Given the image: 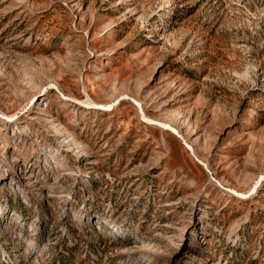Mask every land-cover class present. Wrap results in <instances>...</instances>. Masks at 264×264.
I'll return each instance as SVG.
<instances>
[{
	"label": "rangeland",
	"instance_id": "1",
	"mask_svg": "<svg viewBox=\"0 0 264 264\" xmlns=\"http://www.w3.org/2000/svg\"><path fill=\"white\" fill-rule=\"evenodd\" d=\"M125 95L248 193L264 0H0V264H264V178Z\"/></svg>",
	"mask_w": 264,
	"mask_h": 264
},
{
	"label": "water",
	"instance_id": "2",
	"mask_svg": "<svg viewBox=\"0 0 264 264\" xmlns=\"http://www.w3.org/2000/svg\"><path fill=\"white\" fill-rule=\"evenodd\" d=\"M121 99H127V100H129L130 102H132V103L136 106V108H137V110H138V113H139V117H140V119H141L143 122H145L146 124L154 125V126H157V127L161 128V129H164V130L170 132L173 136H175V137L180 141V143L183 145V147L188 151V153L192 156V158H193V159H194V160H195V161H196V162H197V163H198L203 169L206 170V172L208 173V175L210 176V178L212 179V181H214V183H215L216 185H218L219 187H223V186H222L217 180H215V179L211 176L209 170L206 168V165H205L203 162H201V161H200V160L194 155L191 146H190L188 143H186V141L182 138V136L177 132V130H176L175 128L171 127V126L168 125V124L161 123V122H157V121H154V120H151V119L147 118V117L145 116V114H144L142 108H141L140 103H139L138 101H136L134 98L125 95V96H121ZM116 103H117V101L113 102L112 104L106 105V106L96 105V104L85 105V106L88 107V108H94V109L106 110V109H110V108H111L114 104H116ZM263 178H264V177H259L258 180H257V181L255 182V184L253 185L252 189H251L248 193H245V194H241V193L236 192L235 190H232V189H229V188H225V187H223V188H224L226 191H228L230 194H232V195H235V196H237V197H239V198H246V197H248V196H249V195L255 190V188L257 187V185H258V183H259V181H260L261 179H263Z\"/></svg>",
	"mask_w": 264,
	"mask_h": 264
},
{
	"label": "bare ground",
	"instance_id": "3",
	"mask_svg": "<svg viewBox=\"0 0 264 264\" xmlns=\"http://www.w3.org/2000/svg\"><path fill=\"white\" fill-rule=\"evenodd\" d=\"M88 101H89V100H88ZM88 103H89V104H92V102H90V101H89Z\"/></svg>",
	"mask_w": 264,
	"mask_h": 264
}]
</instances>
